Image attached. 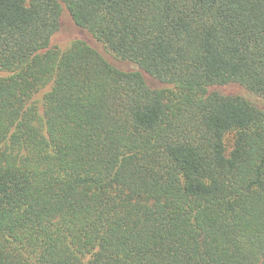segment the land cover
I'll list each match as a JSON object with an SVG mask.
<instances>
[{"label": "trees", "instance_id": "1", "mask_svg": "<svg viewBox=\"0 0 264 264\" xmlns=\"http://www.w3.org/2000/svg\"><path fill=\"white\" fill-rule=\"evenodd\" d=\"M0 264H264V0H0Z\"/></svg>", "mask_w": 264, "mask_h": 264}, {"label": "rangeland", "instance_id": "2", "mask_svg": "<svg viewBox=\"0 0 264 264\" xmlns=\"http://www.w3.org/2000/svg\"><path fill=\"white\" fill-rule=\"evenodd\" d=\"M79 36H80V31L72 23L67 12L63 10L59 19V31L54 39V43L58 45L60 48H64L67 45H69L71 41L78 38ZM111 62L113 63V65L121 69H129L131 67L127 64L116 63L115 61H111Z\"/></svg>", "mask_w": 264, "mask_h": 264}]
</instances>
